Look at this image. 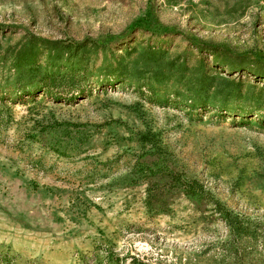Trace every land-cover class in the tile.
Returning <instances> with one entry per match:
<instances>
[{"label":"rangeland","instance_id":"obj_1","mask_svg":"<svg viewBox=\"0 0 264 264\" xmlns=\"http://www.w3.org/2000/svg\"><path fill=\"white\" fill-rule=\"evenodd\" d=\"M0 27L3 51L32 34L90 42L52 61L85 58L83 95L0 93L12 116L0 126V264H264V0H0ZM204 43L247 71L216 65ZM14 63L0 64L2 85L20 79ZM142 133L202 205L147 202Z\"/></svg>","mask_w":264,"mask_h":264},{"label":"trees","instance_id":"obj_2","mask_svg":"<svg viewBox=\"0 0 264 264\" xmlns=\"http://www.w3.org/2000/svg\"><path fill=\"white\" fill-rule=\"evenodd\" d=\"M0 32H3L1 27ZM25 39L26 42L16 46H9L4 51L0 45V64L6 62L10 56H14V66L17 68V73L21 75L20 79H17L15 82L11 81V77L8 78V86L2 85L0 82V93H4L2 94L4 96L3 100L7 99V95L10 97V95L14 94L17 98H20L23 95L30 96L35 92H45L57 101L62 99L70 100L76 95L74 94L75 92L78 93V96L84 94L85 90L81 89V82L86 78L87 73L86 70H84V74H81V68L75 66H79L81 62L83 63L85 58L82 57L77 65L75 63L65 64L64 62L52 63V61H54V59L59 61L64 60V57H61V55L66 52L77 56L89 47L90 42L86 40H50L40 38L33 34ZM153 49L152 47L146 46L144 52L149 50L151 54L144 55H146L149 60L154 61V59L158 57V53L152 52L154 51ZM199 49L202 53L206 52L209 56L213 57L216 65H222L230 72L241 73L248 69L241 56H235L222 45L204 43ZM13 50H15L14 54H8ZM46 55H48L49 64L43 68L40 62ZM171 64L172 62H170V65ZM22 69L26 71L22 72ZM253 75L258 77L261 74L255 72ZM24 77L27 78L22 82V78ZM154 77L159 83H164L169 80L164 70H159L154 73ZM105 78L108 80L113 78L116 81H120V76L113 74V72H108ZM6 88L10 89L6 91ZM206 90H208V88L203 87L200 92H206ZM150 101L164 106L167 105L165 103L168 102H164L159 98L156 99L154 95ZM199 103L200 102H197L195 104L196 106L189 107L193 110H197L199 106H197V104ZM202 105L201 107L207 106L206 103ZM177 107H181V104ZM222 111H228L226 106H223ZM11 119L10 110L7 108H0V126L9 123ZM81 133L83 132H77L76 137H80ZM74 138L75 137H71V140H74ZM140 140L151 143L149 150L141 153L135 164L137 174L142 175L147 180H151V187L147 191V202L156 207L157 212H167L173 199L181 195H184L199 206L202 205L206 200V196L201 187L196 183L188 182L184 179L183 175L179 173L168 160L163 148L157 144L152 135L149 133L143 135L142 133ZM132 264L146 263L134 259Z\"/></svg>","mask_w":264,"mask_h":264},{"label":"crops","instance_id":"obj_3","mask_svg":"<svg viewBox=\"0 0 264 264\" xmlns=\"http://www.w3.org/2000/svg\"><path fill=\"white\" fill-rule=\"evenodd\" d=\"M67 263H68V264H71V260H69Z\"/></svg>","mask_w":264,"mask_h":264}]
</instances>
